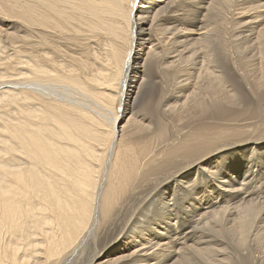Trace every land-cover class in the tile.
I'll return each instance as SVG.
<instances>
[{
	"label": "bare ground",
	"instance_id": "6f19581e",
	"mask_svg": "<svg viewBox=\"0 0 264 264\" xmlns=\"http://www.w3.org/2000/svg\"><path fill=\"white\" fill-rule=\"evenodd\" d=\"M0 264H264V0H0Z\"/></svg>",
	"mask_w": 264,
	"mask_h": 264
},
{
	"label": "rangeland",
	"instance_id": "374dc122",
	"mask_svg": "<svg viewBox=\"0 0 264 264\" xmlns=\"http://www.w3.org/2000/svg\"><path fill=\"white\" fill-rule=\"evenodd\" d=\"M110 96H112V94ZM104 106L107 108L113 107V101L110 100L109 98H99L95 100L92 110L95 114L101 115L103 117V107Z\"/></svg>",
	"mask_w": 264,
	"mask_h": 264
}]
</instances>
